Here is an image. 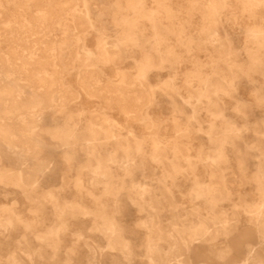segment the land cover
Segmentation results:
<instances>
[{
  "label": "rangeland",
  "instance_id": "374dc122",
  "mask_svg": "<svg viewBox=\"0 0 264 264\" xmlns=\"http://www.w3.org/2000/svg\"><path fill=\"white\" fill-rule=\"evenodd\" d=\"M0 264H264V0H0Z\"/></svg>",
  "mask_w": 264,
  "mask_h": 264
},
{
  "label": "bare ground",
  "instance_id": "6f19581e",
  "mask_svg": "<svg viewBox=\"0 0 264 264\" xmlns=\"http://www.w3.org/2000/svg\"><path fill=\"white\" fill-rule=\"evenodd\" d=\"M81 76V75H80ZM12 107V106H11ZM13 109V108H12ZM10 114V113H9Z\"/></svg>",
  "mask_w": 264,
  "mask_h": 264
}]
</instances>
